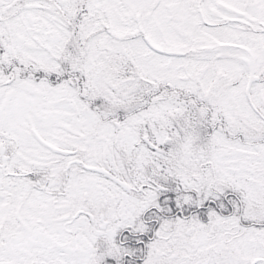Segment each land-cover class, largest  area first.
I'll use <instances>...</instances> for the list:
<instances>
[{
    "label": "snow or ice",
    "instance_id": "6c2138e0",
    "mask_svg": "<svg viewBox=\"0 0 264 264\" xmlns=\"http://www.w3.org/2000/svg\"><path fill=\"white\" fill-rule=\"evenodd\" d=\"M0 264H264V0H0Z\"/></svg>",
    "mask_w": 264,
    "mask_h": 264
}]
</instances>
